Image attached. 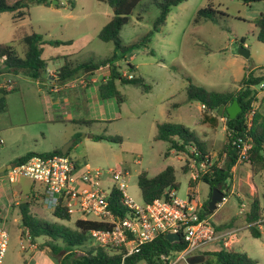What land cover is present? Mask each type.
<instances>
[{
	"label": "rangeland",
	"instance_id": "rangeland-1",
	"mask_svg": "<svg viewBox=\"0 0 264 264\" xmlns=\"http://www.w3.org/2000/svg\"><path fill=\"white\" fill-rule=\"evenodd\" d=\"M148 1L143 0L134 9L130 21L123 27L120 36L124 45L141 41L153 30L159 8L156 4L147 5ZM211 1L216 10L223 12L217 13L214 20L195 21L198 10L206 7L210 0H186L171 7L166 22L159 31L152 33L147 44H140L126 53L116 51L113 42L99 38L100 31L114 14L113 8L105 1L52 0L49 6L31 3L28 14L19 20L13 18V13H0V44L12 45L19 55H23L22 38L33 32L42 34L46 41L42 57L52 74L66 61L74 66L85 61L98 64L117 53L111 65L98 69L85 67L68 82L56 83V86L48 78L36 84V80L21 73H2L0 84L11 80L21 90L8 94V111L0 113L3 139L4 130L13 128L14 131V140L0 145V166L4 162L12 163L30 151L51 152L68 148V156L78 162L82 171L91 168L127 169V194L139 204L144 203L138 184L139 174L147 172L154 176L168 166L175 168L179 185L177 196L187 198L194 159L187 152L171 149V144L156 139L158 125L165 122L183 124L198 141V144L187 147L189 152L193 153L192 147L200 145L213 164L223 166L226 118L220 116L217 127L200 123L206 108H202L200 101L188 100L189 79L207 90L237 91L238 80L245 71L264 74L261 68H264V43L257 40L254 22L264 12V1L251 4L241 0ZM143 7L145 11H141ZM244 36L250 47L248 59L238 52L240 39ZM65 41L71 42L63 43ZM113 66L125 77H142L150 89L146 91L145 87L117 81L120 96L103 99L100 86ZM77 135L81 141L75 143ZM8 136H11L9 131ZM93 136L120 137L121 141H97ZM238 166L243 169H236L237 183L232 176L229 184L238 185L241 180L246 191L247 185H255L258 194L255 193L254 198L260 199L264 217V171L255 173L249 163L244 162ZM18 179L23 185H36L45 192L44 185L38 182L26 177ZM112 183L113 180L108 179L105 186ZM193 183H199L195 188L202 203H206L210 197V185L199 179ZM0 185L9 188L11 198L10 187L17 183L10 182L7 171H4L0 173ZM238 187L236 192L244 190ZM252 199L250 196L249 200ZM242 203L239 206L232 197L219 203L218 211L209 215L216 227L221 226L218 233L234 228L237 218L239 225L249 223L250 205ZM240 207L244 208L243 213H239ZM19 212V207L10 208L6 211L7 216L0 218V224L10 235L11 245H16L21 231V219L14 221ZM81 216L75 211L70 220L61 219L53 215L52 209L42 205L36 219L75 228V221ZM234 217V222L228 225ZM227 238L216 240L205 249L217 250ZM230 238L232 244L228 249L245 252L257 264H264V231L260 237H254L248 228H244L234 231ZM88 243V246L97 247L92 241ZM178 264L186 262L182 260Z\"/></svg>",
	"mask_w": 264,
	"mask_h": 264
},
{
	"label": "trees",
	"instance_id": "trees-1",
	"mask_svg": "<svg viewBox=\"0 0 264 264\" xmlns=\"http://www.w3.org/2000/svg\"><path fill=\"white\" fill-rule=\"evenodd\" d=\"M107 2L114 11L112 18L104 25L99 33V38L105 42H113L116 51L126 53L140 44H147L153 32L160 30V27L166 22L171 7L176 6L186 0H149L147 5L156 4L159 8V15L157 16L154 27L141 41L134 42L129 45H124L120 33L123 27L130 21V16L134 9L143 0H100ZM246 4L253 2H261L264 0H241ZM31 3L51 5L52 0H0V13H13L15 20L23 19L28 14V7ZM72 4H74L72 2ZM148 7V6H147ZM146 7V8H147ZM145 11V7L141 9ZM221 11L216 10L213 2L210 0L206 7L198 10L195 21L213 19L217 13ZM223 13V12H221ZM255 26L257 28V40L264 43V12L255 19ZM65 41L63 43H70ZM241 46L246 43V36L240 39ZM24 44V53L19 55L14 46L9 44H0V60H3V65L0 66V75L4 72H13L15 74L22 73L24 76L34 80L44 81L47 79V62L42 57L44 51L43 35L33 32L27 34L22 38ZM117 58V53L106 58L98 64L90 62H83L79 66H74L72 63L66 61L64 65L59 67L53 79L57 83H66L77 75L78 70L85 67L92 66L98 69L101 66L111 65ZM264 69L263 67H261ZM92 74V73H91ZM117 81L121 84H136L145 87L146 91L150 89L142 77H125L115 66L112 67L110 75L105 82L100 86V95L103 99H108L113 96H120L117 89ZM240 85L237 91H217L207 90L200 85L192 83L189 79L187 87V97L189 101H200L206 106L204 115L201 119V124L208 127L219 126L220 116L226 118V138L223 152L227 154L225 164L218 166L213 164L212 173L204 174L199 180L204 181L210 185L209 200L203 204L200 211V218H207L218 232L220 227H216L209 219V215L214 210L209 209V202L212 196L213 189L220 187L223 191L229 185V180L232 179V169L237 164L238 151L232 145V139L241 136L244 137L245 132V113L248 109L253 107V104L259 99L255 85L264 83V74L255 75L253 72H247L239 81ZM16 87L8 89L6 86H0V113L5 112L8 108L7 96L14 92ZM237 101L242 110L234 119H231L227 109L225 108L222 115H219V109L222 105L229 106L234 101ZM263 106V107H262ZM256 110L254 124L250 134L253 137V147L250 151L249 163L252 171H264V104ZM213 112L215 114H213ZM94 140H109L121 141L120 137L106 138L104 136H93ZM156 139L166 141L171 144V149L187 152L190 157L194 158L195 154L190 153L187 149L192 144H198V141L192 131H190L183 124L165 122L158 125V133ZM81 141L80 135L76 136L75 143ZM197 149L201 155L205 154L204 149L197 145ZM69 150L63 154L61 149H55L51 152H36L30 151L24 156L19 157L12 162V165L23 163L34 155L43 157L53 155L68 156ZM168 154V153H167ZM200 158V157H199ZM78 164V162L76 161ZM187 167H185V170ZM138 184L142 192L145 203H151L155 199L166 197L167 190L178 189L179 185L176 181L175 168L168 166L158 174L149 176L147 172H142L138 176ZM190 186H195L190 180ZM225 197V195H224ZM110 203L112 209L117 213L125 216L128 213V208L125 207L121 201L119 190L114 189L111 193ZM247 213V220L249 222V230L252 236L260 237L262 232L259 228L258 221L263 219V208L261 201L255 199L249 206ZM54 216L70 220L71 214L62 205L57 206L52 210ZM22 224L24 228H28L32 237L41 235L47 236L51 241L43 244V248H47L48 252L55 257H59V264H122V254H110L103 247L88 246L90 241L89 231L92 229L109 228L110 224L100 222L97 220L77 219L75 221V228L64 227L57 224L44 223L38 221L35 215L30 212L29 204L23 203L21 205ZM61 241V243L59 242ZM186 244L183 239L179 241H170L166 234L159 235L154 241L143 246L140 254L128 258L125 264H136L139 261L146 260L151 264H164L158 261L159 255L162 253L170 254L172 252L181 251ZM199 254L205 255L206 264H257V261L248 256L245 252H240L234 249H228L224 245H220L217 250L202 249Z\"/></svg>",
	"mask_w": 264,
	"mask_h": 264
},
{
	"label": "built area",
	"instance_id": "built-area-1",
	"mask_svg": "<svg viewBox=\"0 0 264 264\" xmlns=\"http://www.w3.org/2000/svg\"><path fill=\"white\" fill-rule=\"evenodd\" d=\"M254 88L259 99L245 113V136L232 139V145L238 151L237 163L249 161L254 144L250 132L256 110L264 104V83L255 85ZM202 108L206 106L203 104ZM1 144L3 137L0 134ZM192 148L195 157L191 164V181L194 182L214 170L210 157L201 155L197 147ZM225 156L227 157V154ZM6 171L10 182H15L18 177H26L44 185L43 202L48 208L53 210L62 205L70 214L75 211L81 213L79 219L109 223V228L90 230L89 238L95 246L105 248L111 255L121 253L122 264L127 263L128 258L140 254L144 245L154 241L161 234L178 233L180 240L183 239L186 244L181 251L160 254L158 261L164 264H178L182 260L188 264V258L197 255L195 252L225 236L228 238L223 240V245L230 247L232 244L230 236L234 234L233 231L218 233L207 218H200L203 203L195 186H189L185 199L177 196L176 189H170L164 198L139 204L127 194L129 171L125 168H91L82 171L69 156L34 155L23 163L11 165ZM108 179H112L113 183L105 186ZM114 189L119 190L121 201L129 210L125 216L117 214L111 207L109 200ZM239 212L243 213L244 208ZM258 223L261 228L264 218ZM24 231L25 239L30 241L29 229ZM9 243L10 235L0 224V263L6 256ZM21 247L25 248L24 239L21 241ZM136 264L151 263L142 260Z\"/></svg>",
	"mask_w": 264,
	"mask_h": 264
},
{
	"label": "crops",
	"instance_id": "crops-1",
	"mask_svg": "<svg viewBox=\"0 0 264 264\" xmlns=\"http://www.w3.org/2000/svg\"><path fill=\"white\" fill-rule=\"evenodd\" d=\"M244 46H246L248 49H250V47L247 46V42L244 44ZM246 72L247 71L244 72V75ZM53 75L54 74H52V71L49 70V68L47 67L46 76L50 80V82H52V84L56 86L57 82L53 79V77H54ZM243 76L238 81H240L243 78ZM6 82L1 83L0 86H6L8 89H11L14 86V87H16L15 91L19 92L21 90L18 87V84L16 82H12L11 80H7ZM41 82L42 81H38V80L35 81L36 84H40ZM34 88H36V90H37L36 85ZM39 90H41L40 87H39ZM8 108H9V105H8ZM8 108L6 111H8ZM4 131H5L4 133L6 135H4L3 143L10 142V141L14 140V137L12 135L14 133L13 128H8L7 130H4ZM8 131L10 132L11 136H8ZM225 154L226 153H224V156H225ZM6 165H12V163L4 162L0 166V168L3 166H6ZM238 165H239V163H237L232 169V174H233V178L235 179V183H237L236 182V175H235L237 167H238L239 171H240V169H243V168L239 167ZM14 183H17V185H11V187H10L11 198L8 196L9 188L5 187L4 185H0V218L2 216H7L6 211H8L10 208H13L15 210L16 207H19L20 212L15 215L16 217H14V221H19L20 219L22 221L21 205L23 203H26V202L29 204L30 212L33 215H35V217H36L38 215V211L40 210V207L42 205L45 206V204L43 202L44 191H41V189H39L36 185H31V186L23 185V182H21V179H18ZM241 184H242L241 180L238 181V185L229 184L228 187H226L223 190V193L225 195V197L223 198V201L225 202L226 200H230L232 197H234L238 201L239 206H240L241 201L243 202L242 205H245V203L250 205L255 199H259V198H254L255 193L258 194V189L255 185H252V184L247 185L248 191H246V188L244 187V185H241ZM195 187L198 188L199 183L196 184ZM236 187H238L239 189H241V187H243L244 190L236 192L235 191ZM250 196L253 198L251 201L249 200ZM202 202H203V200H202ZM217 208H218V206H217ZM217 208L214 210L215 212L218 211ZM240 209H241V207H240ZM214 211L211 214H214L215 213ZM235 218L236 217L232 218L230 223H228V225L233 223ZM249 225H250L249 223L245 224L244 222L239 225L238 218H237L234 228L229 229V231L228 230L223 231L222 233L225 234V233L230 232V231L234 232L237 230H242L244 228L249 229V227H248ZM25 229L26 228H24L23 224H22L21 225V231H20V234L18 235L16 245L15 244L11 245V241H10L6 256H5L4 260L2 261V263H0V264H59V257L52 256L48 252L47 248H43V244L46 243L48 240L51 241V239L48 238L47 236H44V235H41L38 237H32V235L30 233V241L26 240L25 239L26 235H25V231H24ZM263 231L264 230L262 229L261 232L263 233ZM22 239H24L25 248L21 247ZM59 242L61 243V241H59Z\"/></svg>",
	"mask_w": 264,
	"mask_h": 264
},
{
	"label": "water",
	"instance_id": "water-1",
	"mask_svg": "<svg viewBox=\"0 0 264 264\" xmlns=\"http://www.w3.org/2000/svg\"><path fill=\"white\" fill-rule=\"evenodd\" d=\"M57 1H54V3H56ZM239 54L245 58H249L250 57V50L242 45L241 47H239L238 50ZM227 109V112L229 113V116L231 119H234L237 114L242 110L240 104L235 100L231 105L227 106L226 105H222L219 109V115H222L224 109ZM63 154H66L68 152V148H64L62 150ZM11 165H6L0 168V172H4L7 169H10ZM224 198V193L221 190L220 187H216L213 189L212 192V196L209 202V209L211 210H215L218 206L219 203H221L223 201ZM167 239H169L170 241H179L180 240V235L178 233H168L166 234ZM205 261V255L202 254H197V255H193L191 257L188 258L187 262L188 264H199Z\"/></svg>",
	"mask_w": 264,
	"mask_h": 264
}]
</instances>
